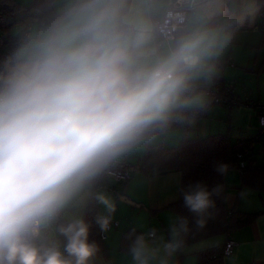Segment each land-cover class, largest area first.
I'll return each instance as SVG.
<instances>
[{"label":"clouds","instance_id":"obj_1","mask_svg":"<svg viewBox=\"0 0 264 264\" xmlns=\"http://www.w3.org/2000/svg\"><path fill=\"white\" fill-rule=\"evenodd\" d=\"M264 0H32L0 57V264H90L100 251L80 212L117 210L103 182L125 160L186 133L217 102L213 91L238 34ZM217 171L225 175L227 164ZM201 184L183 192L202 230L215 208ZM242 196L246 193H242ZM187 218L165 239L129 234L132 264H171Z\"/></svg>","mask_w":264,"mask_h":264},{"label":"crops","instance_id":"obj_2","mask_svg":"<svg viewBox=\"0 0 264 264\" xmlns=\"http://www.w3.org/2000/svg\"><path fill=\"white\" fill-rule=\"evenodd\" d=\"M262 32L264 18L257 15L255 23L238 34L225 56L226 63L224 62L220 79L228 81L238 77L244 81V87L240 88V91L236 90V96L242 103L250 99L264 102V54H259L260 57L256 54L253 61L251 58V48L259 44ZM225 131L232 139L252 137L257 131V119L253 109L246 103L233 108L214 105L212 110L187 132L191 137H202ZM182 137L183 134H180L161 142L166 146H173L176 145L175 142L179 143ZM252 153L257 164H264V140L255 143ZM140 154L139 162L144 153ZM225 182L227 207H235L246 213H259L250 223L231 231L230 236L235 241V246L231 255L222 258V264H264V191L242 187L240 171L235 168L229 169L225 174ZM179 184L178 171L146 177L139 170L125 183L124 195L138 204L137 206L144 207L154 214L158 211L160 217L168 215L170 222H174L177 215L174 212L166 213L164 209L178 199ZM242 193L246 195L242 196ZM226 236L225 233L219 234L186 246L181 251L184 255L183 262L196 264V252L222 245Z\"/></svg>","mask_w":264,"mask_h":264},{"label":"trees","instance_id":"obj_3","mask_svg":"<svg viewBox=\"0 0 264 264\" xmlns=\"http://www.w3.org/2000/svg\"><path fill=\"white\" fill-rule=\"evenodd\" d=\"M25 7L17 0H0V10L5 15L12 16L15 21L19 20L20 17L16 16L14 12ZM258 16L264 18V9ZM261 42H264V32H262ZM219 81L224 82L223 79ZM249 102L250 100H247L243 103L249 104ZM251 142V137L232 139L229 133L225 131L202 137H191L184 133L181 141L176 145L166 146L160 141L145 147L144 155L138 164V168L144 176H155L171 171L180 173L178 199L169 203L167 208L174 211L177 218L183 217L189 221L190 232L185 237L186 246L215 235L231 233L233 229L250 223L259 213H246L235 209V207H227L225 202L227 189L225 175L217 171L218 165L227 164L229 169L235 168L240 171L242 187L264 191V164L256 163L252 153L254 148L250 149ZM246 149L248 150L247 154L238 158V152L242 153ZM240 161L244 162L243 167H239ZM196 183L205 185L209 191L218 185L223 186L221 194L212 197L215 201V208L209 209L212 215L202 230L195 227L196 216L185 207L183 201V192L188 190L189 185ZM124 186L125 184H121V190L115 191V193L120 196L124 195ZM115 187L116 185L113 184L112 189ZM97 214L96 203L93 201L87 205L84 216L92 224L90 240L96 241L100 248L99 253H102L109 264H112L107 254V248L98 235V225L95 224ZM133 230L136 234L140 233L133 226L121 232L119 249L128 251L131 243L129 234ZM222 249L223 244L196 252V264H222L224 257ZM183 259L184 255L180 251L172 258L171 264H183Z\"/></svg>","mask_w":264,"mask_h":264},{"label":"rangeland","instance_id":"obj_4","mask_svg":"<svg viewBox=\"0 0 264 264\" xmlns=\"http://www.w3.org/2000/svg\"><path fill=\"white\" fill-rule=\"evenodd\" d=\"M21 5L27 6L31 3V0H17ZM14 14L18 17H20V10L14 12ZM18 20L15 24H13L9 29V34L12 36V31L17 24ZM251 58L252 61L255 59L256 54L259 56V54H264V42H259V44H255L253 48H251ZM260 57V56H259ZM226 63V62H225ZM223 82V81H221ZM226 84H231L233 86V91L236 93L237 91H240V88L244 87V81L238 77L232 78L231 80H224ZM236 87V88H235ZM251 101H256L254 99H250ZM225 106V105H223ZM184 134V133H182ZM186 134L189 136L188 132ZM255 135V134H254ZM191 136V135H190ZM177 144V142H175ZM171 145V144H170ZM145 148L141 151L135 153L133 156L127 159V161L137 164L139 162V158L141 155L140 153H144ZM114 184L113 180L110 178H106L103 182V188L107 190V192L114 197L117 204V210L113 214V218L118 220L120 222L119 226H113L107 233L105 239H103V243L105 247L107 248V254L111 260L112 264H132L131 256L126 255L127 251L119 249L120 245V235L121 232L125 229H127L130 226H133L138 231H144L147 232L151 228H156L158 230V233L163 235L164 238L170 239V233L169 228L170 225L173 222H170V218L168 215L160 217L157 213H151L150 210L145 209L144 207H139L137 205L129 204L123 200L120 199V195H117L115 191L121 190V184H116V187L112 189V185ZM112 190L114 192H112ZM87 207V206H86ZM82 209L80 212H77L75 214L80 215L82 214L83 217L85 216V210ZM96 209L98 214L104 213V207L102 205L96 204ZM167 213H172L171 209L167 208L164 209ZM160 212V211H159ZM90 264H109L107 259L102 253H99V255L92 261H90ZM183 264H188L187 261H184Z\"/></svg>","mask_w":264,"mask_h":264},{"label":"built area","instance_id":"obj_5","mask_svg":"<svg viewBox=\"0 0 264 264\" xmlns=\"http://www.w3.org/2000/svg\"><path fill=\"white\" fill-rule=\"evenodd\" d=\"M15 23L16 21L12 16H7L3 13V11L0 10V57L5 55L10 49L9 41L12 36L9 34V29ZM213 91L217 96V102L215 105H225L228 108H233L239 106L240 104H243L240 99L235 95V92L233 91V86L231 84H226L225 82L219 81L218 84L214 87ZM248 105L253 109L254 115L257 119V131L255 135L251 137L252 142L250 144V149H253L257 141L264 140V102L250 100ZM247 152V149L242 153L238 152V158H241L243 155L247 154ZM243 165L244 162L240 161L239 167H243ZM136 171H139L138 165L125 160L122 164V174L124 178L110 179L113 180L115 185L125 184L130 179L131 175ZM112 192L114 191L112 190ZM119 223L120 222L118 220L113 218L112 223L110 225V229L113 226H118ZM98 235L102 240L106 237V233L100 232L99 227ZM226 235L227 236L223 243L222 249L223 256L231 255L235 246V241L230 236V233H227Z\"/></svg>","mask_w":264,"mask_h":264},{"label":"water","instance_id":"obj_6","mask_svg":"<svg viewBox=\"0 0 264 264\" xmlns=\"http://www.w3.org/2000/svg\"><path fill=\"white\" fill-rule=\"evenodd\" d=\"M120 199L123 200V201H125V202H127V203H129V204L138 205L134 201H132L129 197H127L125 195L120 196Z\"/></svg>","mask_w":264,"mask_h":264}]
</instances>
